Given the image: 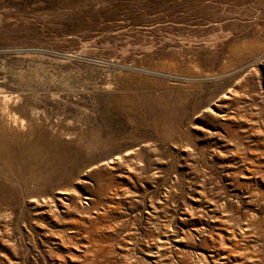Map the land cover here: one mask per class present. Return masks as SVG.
Segmentation results:
<instances>
[{
  "label": "rangeland",
  "instance_id": "rangeland-1",
  "mask_svg": "<svg viewBox=\"0 0 264 264\" xmlns=\"http://www.w3.org/2000/svg\"><path fill=\"white\" fill-rule=\"evenodd\" d=\"M0 92V264H264V0H0Z\"/></svg>",
  "mask_w": 264,
  "mask_h": 264
},
{
  "label": "bare ground",
  "instance_id": "bare-ground-1",
  "mask_svg": "<svg viewBox=\"0 0 264 264\" xmlns=\"http://www.w3.org/2000/svg\"><path fill=\"white\" fill-rule=\"evenodd\" d=\"M2 92H0V94H1ZM4 94V93H3ZM3 98L4 99H6L7 98V96L6 95H3ZM13 117H14V115H13ZM16 117V116H15Z\"/></svg>",
  "mask_w": 264,
  "mask_h": 264
}]
</instances>
